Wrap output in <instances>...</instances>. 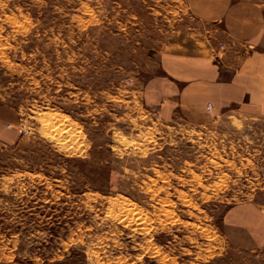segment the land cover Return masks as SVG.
<instances>
[{
	"label": "rangeland",
	"instance_id": "1",
	"mask_svg": "<svg viewBox=\"0 0 264 264\" xmlns=\"http://www.w3.org/2000/svg\"><path fill=\"white\" fill-rule=\"evenodd\" d=\"M192 26L184 0H0V264H264L227 231L264 217V100L197 126L147 99Z\"/></svg>",
	"mask_w": 264,
	"mask_h": 264
},
{
	"label": "crops",
	"instance_id": "2",
	"mask_svg": "<svg viewBox=\"0 0 264 264\" xmlns=\"http://www.w3.org/2000/svg\"><path fill=\"white\" fill-rule=\"evenodd\" d=\"M199 25L171 36L148 82L147 99L166 119L204 126L225 109L264 100V7L256 0H184ZM202 26V27H201ZM239 45H253L241 53ZM219 52V53H218ZM216 53L222 58H216ZM211 110H208V104ZM0 122H5L0 114ZM227 231L238 246L264 242V217L250 206L232 209Z\"/></svg>",
	"mask_w": 264,
	"mask_h": 264
},
{
	"label": "built area",
	"instance_id": "3",
	"mask_svg": "<svg viewBox=\"0 0 264 264\" xmlns=\"http://www.w3.org/2000/svg\"><path fill=\"white\" fill-rule=\"evenodd\" d=\"M207 107H208V110H211V104L210 103L208 104Z\"/></svg>",
	"mask_w": 264,
	"mask_h": 264
}]
</instances>
